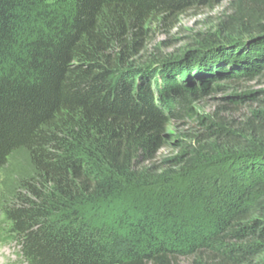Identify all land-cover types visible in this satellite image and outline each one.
<instances>
[{
    "label": "trees",
    "instance_id": "16d2710c",
    "mask_svg": "<svg viewBox=\"0 0 264 264\" xmlns=\"http://www.w3.org/2000/svg\"><path fill=\"white\" fill-rule=\"evenodd\" d=\"M216 1L0 0V180L22 155L31 172L0 211L28 264H264V113L210 130L187 207L139 170L204 92L141 62L149 27ZM220 31L196 47L264 38V0H237ZM263 41L242 76L264 73Z\"/></svg>",
    "mask_w": 264,
    "mask_h": 264
},
{
    "label": "rangeland",
    "instance_id": "374dc122",
    "mask_svg": "<svg viewBox=\"0 0 264 264\" xmlns=\"http://www.w3.org/2000/svg\"><path fill=\"white\" fill-rule=\"evenodd\" d=\"M236 1L221 0L211 7L193 8L167 26L157 20L149 27L141 53L142 63L159 65L161 70L179 75L187 87L197 86L204 90L189 103L188 112H177L166 126L164 146L139 166L140 171L153 178L150 182L158 181L162 187L172 182V187L166 188L164 193L174 191L171 199H177L184 207L189 200L182 188L185 184H181L185 183L186 166L201 164L209 155L218 152L219 144L215 142L218 140L210 130L228 129L242 135L245 124L264 113L263 71L252 72L249 77L236 71L241 56L249 53L255 42H262L263 37L253 39L249 35L239 47L237 41L230 45L196 47L204 36H222L221 25L234 12ZM15 163L0 180V197L5 187L16 189L19 180L31 173L23 155ZM217 168L225 171L226 167ZM20 169L25 173H19ZM152 192L157 194L159 191L153 189ZM0 227H3L0 231V264H28L20 255L19 240L9 239L10 225L1 211Z\"/></svg>",
    "mask_w": 264,
    "mask_h": 264
}]
</instances>
